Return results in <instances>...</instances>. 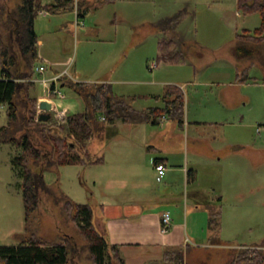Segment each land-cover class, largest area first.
I'll return each instance as SVG.
<instances>
[{
	"label": "rangeland",
	"instance_id": "obj_1",
	"mask_svg": "<svg viewBox=\"0 0 264 264\" xmlns=\"http://www.w3.org/2000/svg\"><path fill=\"white\" fill-rule=\"evenodd\" d=\"M16 1L0 0V5L4 11H10L15 7ZM40 1L50 3L55 0ZM72 1L74 5L77 2V0ZM79 1V9H81L82 0ZM184 9L185 13L177 19L178 24L169 25L164 31L159 29V34L158 31L155 32L153 21L170 18ZM76 19L74 11L57 16L38 13L34 20L38 54L34 65L36 67L42 62L46 66L42 74L35 71L34 88L30 91L31 95L38 97L35 118L38 120V113L41 112V108L38 107L39 100L48 97L45 96L42 77H49L62 70L69 69L73 73L75 68L81 69L83 72L80 74V80L90 77L88 82L91 83L106 81L111 84L116 94L135 95L133 105L138 108L161 105V99L155 98V95H160L170 84L180 86L184 91L183 122L187 124L190 121L189 125L181 129L174 120H164L151 136L158 143L164 138L167 142L172 141V146L178 147L176 153L172 150V156H175L174 159L182 167H186L187 159L192 160L190 152H198L201 155L194 157L198 161L210 156L224 157L216 168L218 174L223 176L220 189L224 188L222 192L224 194L221 202L227 208L230 206L229 210L233 211L251 209L248 208L251 206L245 205L254 198L255 194L249 193L252 188L246 185L247 176L238 174L240 168L231 144L243 143V148L237 155L244 159L245 149L254 150L257 146L255 144H258L260 174L253 189L255 191L258 184L259 203L257 205L254 203L252 208L255 212L252 214L253 219L239 223L238 230L233 233L230 242L240 247L245 243L263 244L264 42L260 43L263 44L261 46L252 45L254 47L251 54L236 56L233 53V46L238 41L236 34L252 32L260 24V15L241 12L238 14L236 0H95V9L90 10L82 18L78 16L79 21ZM1 20L2 16H0V29L4 30ZM84 26L85 31L82 29ZM158 37L175 39L177 48L185 52L187 61L182 64L167 61L166 53L158 51ZM195 41L202 48L201 56L195 53L198 49L192 51ZM44 59L47 61L44 62ZM86 62L88 65L85 64ZM124 62L134 68L140 67L142 71L131 75L130 71L134 70L128 71L122 68ZM157 62L160 63L159 66H156ZM91 63L95 66L92 73H90ZM246 67L247 78L243 81L244 84L240 87L230 85L235 70L240 72ZM123 76L135 81L115 82L117 78ZM62 80L69 82L66 78ZM59 86L65 97H52L57 107H66L68 113L82 111L85 108L81 96L74 93L68 85ZM228 94H233V98H229ZM55 110L53 109L52 112ZM241 115H243V123L234 124L233 122H241ZM6 122L5 107L0 106V125ZM198 122L202 123L197 124ZM116 129L118 130V127ZM167 132L170 133L171 141L165 137ZM102 139L101 130L94 128L93 135L87 142V149L93 156L101 155ZM10 147L14 148L12 145ZM10 147L5 145L0 148V246L17 245L19 235L24 230V205L22 192L18 187L21 178L13 171L9 161ZM149 154L156 155L154 152ZM193 165L189 164L188 167L192 168ZM206 167L205 164V167L201 165L199 168V176L203 181L208 177L206 173L209 169ZM56 179L59 185L54 183ZM44 180L52 185L56 192H63L82 203H89L93 211L92 221L95 224V182H93L95 166L61 165L58 172L45 171ZM153 181L155 185L159 184L155 178ZM213 184L220 186L219 181ZM209 185L211 186L208 191H212L213 186ZM153 194V191L148 192V208L149 204H153L152 202L156 203ZM61 203L43 195L32 214L30 232L34 231L37 239L46 243L65 241L69 245L68 264H93L84 239L62 210ZM149 209L155 208L153 206ZM98 230L103 232L101 228ZM207 231L212 238L216 234L209 224ZM246 248L258 249V247L240 249ZM182 249L185 252L184 246ZM199 250L201 255L198 258L203 263L219 264L220 259L227 255L232 256L233 251H239V248L223 247L219 249L221 252L215 255L206 253L204 248ZM188 261L191 263V257H188ZM105 264H109L107 258Z\"/></svg>",
	"mask_w": 264,
	"mask_h": 264
},
{
	"label": "trees",
	"instance_id": "obj_2",
	"mask_svg": "<svg viewBox=\"0 0 264 264\" xmlns=\"http://www.w3.org/2000/svg\"><path fill=\"white\" fill-rule=\"evenodd\" d=\"M70 7L72 0H56L44 5L40 0H17L10 11H4L0 5L4 29H0V106L5 107L7 115V122L0 125V143L12 145L19 150L10 163L13 171L21 178L18 187L24 205V230L19 235V243L0 246V264L69 263V245L65 241L46 243L37 239L34 231L30 232L32 214L43 195L62 202V210L84 239L93 264H105L106 258L109 264H124L118 245L110 244L105 233L93 223L91 205L77 203L63 192H56L52 185L45 182L44 172H58L59 166L66 164L99 163L102 156L95 157L87 149L94 128L102 131L105 125L116 121H148L156 125L166 118L174 120L179 128L183 126L184 91L174 84L168 85L163 94L158 96L162 105L139 110L132 106L130 97L114 93L108 82L71 81L69 87L84 99L85 108L69 112L66 120L59 124L51 118H35L38 97L30 92L34 88L31 79L38 59L34 20L41 9L55 13ZM236 8L242 14L258 13L261 17L259 26L252 32L237 33L235 36L238 42L244 43L235 47V55L251 54L252 45L264 42V0H236ZM183 13L185 9L170 18L159 20L156 26L163 31L169 25L175 26ZM177 46L173 38L162 37L157 41L158 51L166 53L167 61L173 64L185 63V52ZM246 69L237 72L244 80L247 78ZM100 115L104 117L102 121L99 120ZM160 162L154 158V163ZM54 183L59 185L58 179ZM219 215V209L214 210L208 220L215 233L219 228ZM248 249L237 251L228 264H264V251ZM163 258V264H183L182 248L168 249Z\"/></svg>",
	"mask_w": 264,
	"mask_h": 264
},
{
	"label": "crops",
	"instance_id": "obj_3",
	"mask_svg": "<svg viewBox=\"0 0 264 264\" xmlns=\"http://www.w3.org/2000/svg\"><path fill=\"white\" fill-rule=\"evenodd\" d=\"M41 4L44 5L48 3L41 2ZM81 5L82 10L79 9L80 1L77 0L75 5L72 1V7L68 9L55 13L43 12L42 10L44 9H41L38 13H49L51 16H57L75 11L77 16L76 21H79L78 16L82 18L84 15H87L90 10L95 9V0H82ZM162 19L163 18L158 19L152 23L155 32L158 31V34L159 27L156 26V23ZM81 22L84 24L83 21ZM82 29L85 31V26L82 27ZM159 39L158 37V40ZM242 44L244 43L236 41V44L233 46L234 54H236L235 47ZM259 45L261 46L263 44ZM193 50H197L195 51L197 56L202 55V48L198 46L196 41L193 44L192 51ZM46 61L47 60L44 59V62ZM159 62L156 63V66L160 65ZM124 63L122 68L128 71L134 70L130 71L131 75L142 71L140 67L134 68L126 64V62ZM145 63L147 65V62ZM85 64L88 65L87 62ZM92 64L93 63L90 64V68L92 69L90 73L95 69V66ZM66 71L67 73L63 78H66V80L69 79V82L70 80L76 82L80 80V74L83 72L81 69L78 70L77 68H75L73 73H71L69 69ZM237 72L236 69L234 79L229 84L240 87V85L244 84V79L243 76H238ZM84 78L85 79L79 82H88L90 77ZM134 81L135 80L130 79V77L123 76V78H117L115 82L127 83ZM69 82H63V80H61L59 85L63 84L70 86ZM163 92L160 95H155V98L161 96ZM232 95L233 94H228V97L233 98ZM133 96L129 95L126 97H130L129 101L134 108L142 110L152 107H135V105H133ZM102 117L103 116L100 115L99 120L102 121ZM242 119L243 115H241V122L233 123L241 124L243 123ZM164 120L170 119L166 118L162 121ZM161 123L154 125L148 121L137 123L116 121L113 124L105 125V128L101 131L103 139L100 147L101 155L99 156H102V160L99 163L90 165L69 164L78 165L80 167L95 166V181H93L95 182V226L103 230L110 244L118 245L124 264H163L165 251L173 248H182V246L185 247V252L182 249L183 264H207L203 263L201 259L198 258L201 255L199 252L201 248H204L206 253H212L213 255L220 253L221 251L219 249L223 247H237L239 250L244 247H258V249L264 251V243L261 245L257 243H245L241 244L240 247V245L234 246L230 242L233 233L238 230V224L253 219L252 214L255 212L252 208L254 203L255 205L259 203L258 184L255 191L253 189L254 183H257L260 174L257 154L258 144H255L257 146L254 150L252 149L250 151L249 149H245L246 152L243 153L246 157L245 159L239 158L240 156L237 155L242 150L243 143L231 144L232 151L236 153L235 157H237L236 160L240 168L238 174L247 176L248 182L246 185H250L252 188L249 193L252 195L255 194L254 198L249 200L245 205L251 206L248 207L251 209L247 211H242L241 209L233 211L229 210L230 206L227 208L223 205L224 203L221 202L224 194L222 193L224 188L220 189L223 184V176L222 174H218V169L216 168L224 157L210 156L198 161V159L195 158L201 155H199L198 152H190L192 153V160L189 161L187 159L186 167H182V165L174 159L175 156H172V150L176 153L178 147L172 146L170 133L167 132L165 137L171 142H167L164 138L162 142L158 143V141L151 136ZM189 123L190 121H188L187 124L183 122L182 128L189 125ZM200 123L202 122H198L197 124ZM116 127H118V130H115ZM122 130L124 133H122ZM114 131L116 132L113 133ZM112 133L113 135H110ZM227 143L230 145L229 142ZM5 145L10 147L9 144L0 143V148L5 147ZM13 151V155L19 153V150L10 147L8 151L9 161L13 157ZM150 152H154L156 155H150ZM154 158L159 159L161 161L160 163L165 166L163 177L159 181V184L156 185L153 181L154 178L157 180L154 170ZM189 164L194 165L192 168H189ZM205 164L207 165L206 169H209V171L206 173V177L207 175L208 177H203V181L199 176V168L201 165L205 167ZM188 171H190L189 174L187 173ZM218 181L220 186L215 185L217 183L213 184V182ZM209 184L213 186L212 191H208L209 186H211ZM149 191H153L155 194L153 195L156 203L152 202L153 204H149L150 207L154 206L155 209L148 208L147 196ZM69 197L77 203H82L81 201L75 200L71 195H69ZM217 209H219L220 213L219 228L212 238L210 237L211 234L207 231V225L211 213ZM165 211H169L171 215V225L169 230L163 233L160 230V224L161 215ZM237 251H233L232 256L226 254V257L220 259L221 263L219 264H228ZM188 257H191V263H189Z\"/></svg>",
	"mask_w": 264,
	"mask_h": 264
},
{
	"label": "built area",
	"instance_id": "obj_4",
	"mask_svg": "<svg viewBox=\"0 0 264 264\" xmlns=\"http://www.w3.org/2000/svg\"><path fill=\"white\" fill-rule=\"evenodd\" d=\"M42 11L46 12V10H42ZM35 70L37 73L42 74L46 70V66L43 63L39 64L35 67ZM63 71L60 73H55L46 78L42 77L41 79L43 87L45 89L44 92H46L45 96L48 97H44L40 100H47L50 102L51 119L53 122L57 124L63 123L66 120L68 114V109L64 106L61 108L57 107V104L55 103V101H53L54 99L52 98L53 96L60 98L65 97L64 93L61 92V88L59 86V82H61L60 81L61 77H63L67 73V71L64 72ZM38 107H39V103H38ZM53 109H56L55 112H52ZM101 119H104V117H102ZM154 169L156 171V179L157 181H160L163 177L165 166L162 163H155ZM170 225H171V215L169 211H165L161 215V224H160L161 232L163 233L167 232L169 230Z\"/></svg>",
	"mask_w": 264,
	"mask_h": 264
},
{
	"label": "water",
	"instance_id": "obj_5",
	"mask_svg": "<svg viewBox=\"0 0 264 264\" xmlns=\"http://www.w3.org/2000/svg\"><path fill=\"white\" fill-rule=\"evenodd\" d=\"M39 107L41 108L42 112L39 114V119L41 120H48L51 116L50 108L51 104L47 100H42L39 102Z\"/></svg>",
	"mask_w": 264,
	"mask_h": 264
}]
</instances>
